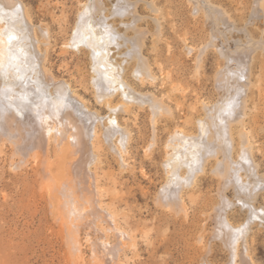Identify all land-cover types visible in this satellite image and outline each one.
I'll return each instance as SVG.
<instances>
[{
    "label": "rangeland",
    "instance_id": "374dc122",
    "mask_svg": "<svg viewBox=\"0 0 264 264\" xmlns=\"http://www.w3.org/2000/svg\"><path fill=\"white\" fill-rule=\"evenodd\" d=\"M22 1L30 14L34 33L38 41H41L38 44L39 50L44 54L45 49H48L49 57L42 62L49 70L48 76L68 82L74 97L78 102L82 100L86 103L88 110L97 114L100 122L96 124L97 136L93 137L92 134L85 145L83 141L79 142V146L70 147L67 136L58 140L53 133L44 137L42 141L45 142H41L43 144L40 143L41 147H38V162L29 159L21 170L11 169V164L17 163L22 157L2 137L0 197L6 193L13 205L4 211L0 210V264H200L203 259L212 260V264H224L226 256L219 242L213 238V212L218 202L220 181L210 176L212 163L207 166L208 174L200 176L192 188L183 192V207L188 212V219L183 212L177 214L169 211L158 201L167 176L166 139L178 125H185L189 133L196 134L198 119L206 115L202 103L212 105L220 99L215 77L219 69L224 68V59L212 47L204 55L203 64L199 67L196 64L199 48H203L212 39L214 21L206 19L203 9L196 14L190 0H154L163 30L161 36H158V29L152 20L156 13L150 11L148 5L144 6L143 1L139 3L138 16L142 15L143 21L138 25L143 29L150 28V32L145 35L147 40L144 39V51L159 80L149 85L151 87L143 88V91L150 94L154 92V97H159L158 100L164 102V106L170 105L176 115L173 118L167 116V122H160L155 127L148 105L146 109H140L138 104L130 102V113L118 107L113 114L105 101L97 97L89 51L67 48L66 44L77 23L76 18L88 0ZM209 1L228 13L234 30L229 32L223 25L220 26L226 39L217 34L218 47L224 44V47L235 50L237 45L234 39L244 43L254 40L259 44L255 45L258 48H254L250 80L255 85L250 86L246 112L247 130L255 147V158L264 174V70L259 64L264 59V0ZM42 26L47 27L50 34L47 47L41 40ZM129 31L128 34L133 36L134 31ZM186 43L187 47L195 48L192 55L196 56L187 53ZM154 46L157 52L153 50ZM117 56L114 61L122 63V76L129 77V82L134 86L139 83L141 85L136 72H133L135 60L125 63ZM164 73L168 76L165 77ZM259 82L261 87L258 89ZM182 86L186 88L183 98L178 89ZM171 88H174L173 91ZM114 95L109 99L113 105L119 104L118 101L123 99L122 93ZM173 96L182 99L183 110L177 107V99ZM170 97L174 101H170ZM110 114L116 116L120 126L130 132L127 154L117 151L120 137L113 138L110 134L111 138H106L112 123ZM187 120L190 123L186 124ZM155 140L157 146L149 148ZM69 179L68 192L73 195L76 193V197L88 209L86 215L80 220L73 219L74 222L72 218L63 216L64 198L60 193L62 183ZM3 185L5 187L2 190ZM47 185L52 186L57 193L46 194ZM228 196L233 199L234 191H229ZM14 207H18V213ZM258 228L254 226V231ZM71 231H74V235ZM69 235L74 236L77 245H80L78 251L74 250L73 238L68 239ZM256 239L257 242H252V255L256 264H264V235ZM104 241L107 245L103 244ZM205 247L211 248L212 252L208 253ZM215 256H218L219 262Z\"/></svg>",
    "mask_w": 264,
    "mask_h": 264
},
{
    "label": "bare ground",
    "instance_id": "6f19581e",
    "mask_svg": "<svg viewBox=\"0 0 264 264\" xmlns=\"http://www.w3.org/2000/svg\"><path fill=\"white\" fill-rule=\"evenodd\" d=\"M141 1L145 4L144 6L148 5L147 8L150 11L156 13V17L154 16L155 18L152 20L158 29V36H161L163 30L161 31V22L157 17L159 9L154 0L150 2L149 0H88L81 7L82 10L80 9L73 35L66 46L76 51L81 49L89 51L97 97L100 98V101H105L113 114L118 107L130 113L132 110L128 105L130 102L138 104L140 109L141 107L146 109L145 106L148 105L152 111L153 126L157 127L161 124L160 122L168 121L167 116L173 118L176 115L170 105L166 107L163 105L164 102L158 100L159 97H154V92L153 95L143 91V88L146 89L159 80L144 51V39L147 40L145 35L150 32V28L143 29L141 25H138L143 21L142 15L138 16V5ZM190 1L195 7L196 14L203 9L204 13L202 11L201 13L205 14L206 19L214 21L212 37L210 35L212 39L207 45L204 44L203 48H199L200 54H197L196 64L198 67L203 64L204 55H207L206 52L212 47L224 59V68H220L215 77L220 99L212 105L202 103L206 115L198 119L196 134L189 133L185 125H178L166 139L164 147L167 149L168 156L165 163L167 176L166 183L161 187L158 195V201L169 211L177 214L183 212L188 219V212L183 207V192L192 188L200 176L207 175V166L212 163L209 168L211 169L210 176L220 181L217 193L218 202L214 205L213 212L215 223L213 238L219 242L221 250L226 256L224 264H256L252 255V242H257L256 238L264 235V174L260 171V165L256 161L255 147L247 130L246 108L250 86L255 85L251 82L250 77L252 61L255 56L254 48H258L255 47L258 42L249 40L248 43H244L234 39L237 45L235 50L224 47V44L223 47H218L216 44V40L219 41L217 34L226 39L220 26L223 25L229 32L233 30L228 13L214 6L209 0ZM109 4H111L110 7H108ZM43 27L41 29L43 39L41 40L47 47L50 34L48 28ZM129 30L134 31L133 36L128 34ZM38 40L34 33L30 14L23 1L0 0V140L5 137L4 140H8L14 146L16 153L22 157L17 163L11 164V169L14 170H21L22 165L24 163L26 165V161L29 159H33L35 163L38 162V147H41V142H45L42 141L44 137H49L52 133L56 135L57 139L67 136L69 146L76 147L80 145L79 142L87 143L92 134L93 137L97 136L96 124L100 122L97 119V114L88 110L86 103L82 100L78 102L68 82L58 81L48 76L49 70L42 65V62H45L49 57L48 49L44 48V54L41 53L38 47L41 41ZM231 41L234 42L233 39ZM259 43L261 44V42ZM155 47H153L154 51L157 49ZM187 50L188 52L185 51L192 55L195 48L187 47ZM116 55L120 56L123 62L135 60L133 72H136L141 85L136 82L134 86L129 82V77L122 76V63L117 64L114 61ZM259 64L264 70V59H261ZM257 86L258 89L261 87L260 82ZM178 89L182 93L181 97H185L186 88ZM116 93H122L123 99L118 101L119 104L113 105V101L109 98ZM174 97L176 98V96ZM176 99L177 107L183 110L182 99H178V97ZM113 114H110L109 117L111 125L108 124L109 122L107 123L110 126L106 138L108 140L111 136L113 138L120 137L117 151L127 154L130 132L120 126L117 117ZM163 117L167 118L163 119ZM185 123L190 122L187 120ZM236 128L238 132L235 131ZM152 145L157 146L156 140L155 143L152 141L149 148H153ZM68 171L71 173L70 170ZM39 175L42 178V174L39 173ZM68 181L70 179L63 182L61 190L60 188L59 190L64 198L62 201L63 216L72 218L71 220L74 222L75 219L79 218L80 220L86 215L88 209L85 208L83 200L81 203L76 197V193L73 195L68 192ZM4 187L5 185L2 186V190ZM231 190L234 191L233 199L228 196V192ZM54 193H57L54 192V188L47 185L46 194L53 195ZM0 198V210L4 211L7 207H12L9 195L4 193ZM260 199L262 202H259ZM16 205L14 206L16 207ZM17 208H15L16 212ZM68 221L66 223L69 224ZM254 226L259 227L257 231H254ZM120 233L124 234L125 232L121 231ZM72 235H69L68 239L73 238V248L78 251L80 245H77V240ZM103 244L107 245V242L104 241ZM206 249L208 253L212 252L211 248ZM215 257L219 262L218 256ZM211 261L203 259L200 264H212Z\"/></svg>",
    "mask_w": 264,
    "mask_h": 264
}]
</instances>
